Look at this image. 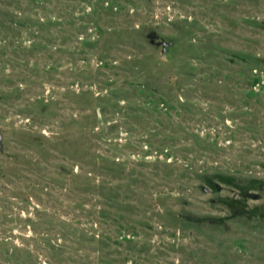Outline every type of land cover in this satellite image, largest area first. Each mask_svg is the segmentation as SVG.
<instances>
[{
    "label": "rangeland",
    "instance_id": "obj_1",
    "mask_svg": "<svg viewBox=\"0 0 264 264\" xmlns=\"http://www.w3.org/2000/svg\"><path fill=\"white\" fill-rule=\"evenodd\" d=\"M0 135V264H264V0H0Z\"/></svg>",
    "mask_w": 264,
    "mask_h": 264
},
{
    "label": "water",
    "instance_id": "obj_2",
    "mask_svg": "<svg viewBox=\"0 0 264 264\" xmlns=\"http://www.w3.org/2000/svg\"><path fill=\"white\" fill-rule=\"evenodd\" d=\"M149 37H150V39H151V41H152L153 43H157V44H159V45H161V44L163 43L164 46H165L164 52L167 50V47H166V46L168 45V43H167L166 41H163V42L158 41V40H157V35H156L155 33H150V34H149ZM1 138H2V136L0 135V146H2Z\"/></svg>",
    "mask_w": 264,
    "mask_h": 264
}]
</instances>
